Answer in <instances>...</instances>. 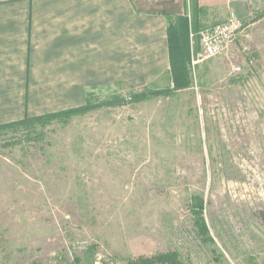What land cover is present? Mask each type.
<instances>
[{
    "label": "rangeland",
    "instance_id": "1",
    "mask_svg": "<svg viewBox=\"0 0 264 264\" xmlns=\"http://www.w3.org/2000/svg\"><path fill=\"white\" fill-rule=\"evenodd\" d=\"M245 8L199 63L200 32L223 20L178 21L188 87L170 71L0 132V264H264V0Z\"/></svg>",
    "mask_w": 264,
    "mask_h": 264
},
{
    "label": "crops",
    "instance_id": "2",
    "mask_svg": "<svg viewBox=\"0 0 264 264\" xmlns=\"http://www.w3.org/2000/svg\"><path fill=\"white\" fill-rule=\"evenodd\" d=\"M250 1L198 0L197 11L225 20ZM191 10L190 0H0V125L161 82L168 19Z\"/></svg>",
    "mask_w": 264,
    "mask_h": 264
},
{
    "label": "trees",
    "instance_id": "3",
    "mask_svg": "<svg viewBox=\"0 0 264 264\" xmlns=\"http://www.w3.org/2000/svg\"><path fill=\"white\" fill-rule=\"evenodd\" d=\"M191 6L193 8L194 13L197 12L198 0H190ZM187 9V4H186ZM187 13V10H186ZM169 29H168V36H169V50H170V60H171V71L174 73V83L181 89V86L188 87L189 82L187 81V76L185 75L186 66L183 62L178 61V57L176 55L178 50V41H177V24L180 20H187V18H179L177 21H173L172 18H169ZM177 41V42H176ZM89 97V96H88ZM87 106H89V101L85 106L79 108H73L65 111H61L58 113L47 114L43 116H36V117H25L24 119L12 122L9 124L0 125V132L12 130L13 132L18 131H25L28 137L36 133V129L38 126L45 127L46 125L51 124L53 121L60 119V118H68L70 115L74 113H79L83 110H87ZM258 217L262 221L264 225V211L258 213Z\"/></svg>",
    "mask_w": 264,
    "mask_h": 264
},
{
    "label": "built area",
    "instance_id": "4",
    "mask_svg": "<svg viewBox=\"0 0 264 264\" xmlns=\"http://www.w3.org/2000/svg\"><path fill=\"white\" fill-rule=\"evenodd\" d=\"M241 29L242 21L234 11H230L222 22L204 28L199 34L201 53L196 63L221 55Z\"/></svg>",
    "mask_w": 264,
    "mask_h": 264
}]
</instances>
